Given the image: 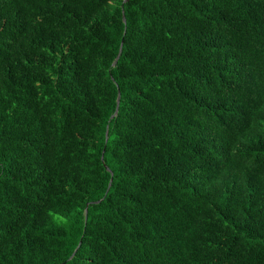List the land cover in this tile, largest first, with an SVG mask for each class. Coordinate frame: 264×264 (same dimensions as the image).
Masks as SVG:
<instances>
[{"label": "trees", "instance_id": "trees-1", "mask_svg": "<svg viewBox=\"0 0 264 264\" xmlns=\"http://www.w3.org/2000/svg\"><path fill=\"white\" fill-rule=\"evenodd\" d=\"M0 264H264V0H0Z\"/></svg>", "mask_w": 264, "mask_h": 264}, {"label": "water", "instance_id": "water-1", "mask_svg": "<svg viewBox=\"0 0 264 264\" xmlns=\"http://www.w3.org/2000/svg\"><path fill=\"white\" fill-rule=\"evenodd\" d=\"M123 19H124V21L126 22V16H125V13L123 14ZM123 43H124V42H122V44H121L120 52H119V55L117 56V58H116V60H115V62H114V65L117 64L118 59H119V57H120V55H121V53H122ZM119 102H120V93H119V97H118V104H119ZM117 113H118V108H117L115 114H114L112 117H114ZM107 137H108V132H107ZM103 158H104V156H103ZM106 167H107L108 170H110V168H109L107 165H106ZM76 251H77V249H76ZM76 251L73 253V255L71 256V258L75 255Z\"/></svg>", "mask_w": 264, "mask_h": 264}]
</instances>
